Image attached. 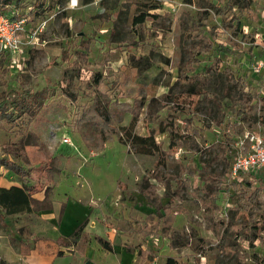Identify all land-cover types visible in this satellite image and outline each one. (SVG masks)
Returning a JSON list of instances; mask_svg holds the SVG:
<instances>
[{
  "label": "rangeland",
  "instance_id": "374dc122",
  "mask_svg": "<svg viewBox=\"0 0 264 264\" xmlns=\"http://www.w3.org/2000/svg\"><path fill=\"white\" fill-rule=\"evenodd\" d=\"M153 1L12 0L9 8L0 11L25 21L19 54L15 59L10 52L0 55V100L7 98L9 106L24 90L35 93L47 88L51 95L39 112L44 117L39 127L34 128L29 115L0 127V148L34 134L38 137L24 151L31 163L45 168L52 154L60 170L54 181L44 174L21 179L2 166L0 153V181L13 186L28 183L38 191L54 188L57 217L65 200L87 202V218L99 223L95 232L107 233L115 247L112 255L103 249L97 253L93 241L68 247L58 229L39 216L23 214L0 224V264H106L108 260L107 264H119L125 247L136 255L147 250L146 261L140 263L137 255L136 264H168L169 258L183 264H264V174L259 179L233 180L228 173L233 158L246 149L247 133L264 134V0L238 6L234 0H158L163 8L150 13L160 16L164 29L148 21L144 30L137 31L134 18ZM219 11L231 29L223 25ZM238 20L240 30L234 32ZM196 35L206 37L203 47ZM83 43L89 47L90 60L79 72L73 62ZM65 51L69 62L63 61ZM189 53L194 55L193 62L187 63L189 72L210 70L208 90L221 100V114L205 102L191 113L189 85L179 79L181 62L189 61ZM226 72L241 79L253 97L254 107L247 117L239 118L231 110L238 92L224 97ZM96 74L106 77L98 87L92 80ZM63 79L72 80L78 92L76 103L56 86ZM179 97L185 110L176 114L175 124L185 134L184 146L168 157L164 171L176 174L186 166L190 186L186 200L168 207L160 219L153 203L140 194L143 178L156 167L158 157L134 153L114 129L105 139L97 138L94 123L78 122L83 110L93 105L104 107L108 101L133 107L135 99L153 103L163 119ZM113 111L120 126L130 123L131 111L115 107ZM146 115L143 110L136 128L142 136L147 134ZM167 136L156 138L163 151L168 148ZM220 148L225 150V161L215 160ZM203 166L211 167L214 175L227 169L216 207L210 211L201 205L204 193L198 171ZM121 183L128 192H121ZM163 191L158 192L160 199ZM167 202L162 198L163 204ZM140 228L154 234L143 237L136 233ZM169 231H176V236ZM234 235L238 246L231 249L227 240Z\"/></svg>",
  "mask_w": 264,
  "mask_h": 264
},
{
  "label": "trees",
  "instance_id": "16d2710c",
  "mask_svg": "<svg viewBox=\"0 0 264 264\" xmlns=\"http://www.w3.org/2000/svg\"><path fill=\"white\" fill-rule=\"evenodd\" d=\"M251 0H234L233 5L238 6L239 3H248ZM12 4V0H0V11L3 8H9ZM163 8L162 2L155 0L151 5H149L146 12L140 13L134 18L133 25L135 29L144 30L145 25L148 21H152L157 25V28L164 29V23H161L160 16L155 13H150V11H157ZM232 8V6H231ZM222 17L223 25L231 29L230 23L226 20L225 14L221 11L218 13ZM234 32L240 30V20L235 27H232ZM141 36V35H140ZM198 39L199 47H203L207 43V39L204 36L199 37ZM70 38V37H69ZM142 39V36H141ZM140 44V41L135 42L134 45L137 46ZM77 51L78 60L73 62L75 70H80L83 66L87 65L90 60L89 47L86 43H83ZM63 61L69 62L70 58L68 57V52L63 53ZM190 58L188 62H181L179 68V79L189 86V95L191 98L190 111L191 113L196 112L200 107L201 103H212L217 107L218 112H221L219 98L213 96L209 90L210 82V70L206 73H199L196 69L191 68L189 72L186 67L187 63L193 62L194 55L189 53ZM150 63V59L147 61ZM190 73V74H189ZM226 89L224 97H230L233 93L238 94L232 99L233 107L231 108L232 112L235 113L239 118L247 117L253 107V97L245 91V86L243 85L241 79H236L231 72H226ZM106 77L102 74H96L93 76L92 80L95 82V85L98 87L105 82ZM58 89L72 102H77V90L73 87L71 79H63L61 82L56 84ZM17 99L13 100L10 105H7V98L0 100V127L4 123H10L12 125L16 124L17 120L20 119L23 115H29L32 117V122L34 128L39 127L40 124L44 122V117H42L39 112L46 105V102L49 101L51 95L50 91L46 88L39 92H33L31 90H24L22 92H17ZM167 95L166 97H169ZM183 98H178V103L174 107L168 110L167 116L165 118L160 117L161 109L156 108L153 103L149 102L146 104L141 99H135L133 101V107L129 103L118 104L108 102L104 107L93 105L88 109L83 110L81 119L78 123L83 122H92L98 128L96 133L97 138L101 137L105 139L109 134L111 129H114V132L119 134L120 141L127 146L133 148L134 153L141 155H156L158 157L156 167L153 168L148 175L143 178L141 185V193L147 196L151 201L155 202V207L157 208V214L160 219L164 218V212L168 207L175 206L176 202H184L186 200V194L190 186V180L187 178L189 169L186 166H181L178 173L171 174L164 171L165 165L167 163L168 157L170 155H177L181 148L184 146L185 134H182L179 128L175 124L176 114H179L184 108ZM116 110L122 111H131L132 119L127 126H120L119 121L115 116L113 111L114 107ZM147 111L148 120L145 122V128L147 130L146 136H142L136 133V128L140 122V115L142 111ZM221 114V113H220ZM223 114V113H222ZM190 122L192 118L189 119ZM46 121V120H45ZM158 123V124H157ZM157 124V128H154L153 125ZM167 133L168 137V148L166 151L162 150V143L157 141V135H162ZM33 134V133H32ZM36 135L25 136L23 135L18 141H8L4 143L0 148V153L3 157L2 166L7 170L13 172L15 175L22 177L23 179L28 178L32 175L44 174L48 181H54V177L60 173L57 160L52 157V154L48 156V164L45 168L35 167L30 158L24 153L25 148L33 144V139L37 138ZM226 153L224 149L217 150V156L215 157L216 161H225ZM227 169H225L222 175H214L211 167L203 166L199 171V176L202 182V191L204 197L201 201V205L205 210H212L216 207V201L219 198V193L221 191V181L225 176ZM154 179L157 182V185H153L150 180ZM121 192L127 191V186L120 184ZM162 189L163 195L162 198H167L168 203L163 204L162 198H159L158 192ZM38 192L34 186L23 185V186H12L10 188H4L0 186V224L6 225V219L12 218L17 215H31L42 210H52L53 201L51 200V195H53L54 188L47 187L45 190V198L42 201H38L33 198V195ZM65 205L62 204L60 211L59 222L64 215ZM264 222V217L262 219ZM89 223V218H87L79 227L72 233L68 238V245H77L85 237L84 231ZM171 232V236L177 234L176 231ZM176 236V235H175ZM236 236H232L227 240L229 243L228 246L231 249L237 247L235 241ZM95 240L106 250L111 251L112 246L109 241L96 236ZM258 240V239H257ZM238 258L242 257L240 250L236 252ZM143 253L140 252V256ZM168 264H182L181 261L175 258H169L167 260Z\"/></svg>",
  "mask_w": 264,
  "mask_h": 264
},
{
  "label": "crops",
  "instance_id": "0c3cea01",
  "mask_svg": "<svg viewBox=\"0 0 264 264\" xmlns=\"http://www.w3.org/2000/svg\"><path fill=\"white\" fill-rule=\"evenodd\" d=\"M9 172H11V171H9ZM20 178L22 179V177H20ZM150 182L153 185H157V182L154 179H151ZM23 185H28L29 186L28 183H22V185L17 184L16 186H23ZM0 186L1 187H4V188H10L13 185H6L4 182L0 181ZM46 188L47 187H45V190H46ZM127 188H128V186H127ZM45 190H42V191H38L37 190L38 192H36L33 195V198L36 199V200H38V201H42L45 198ZM126 192H128V189H127ZM140 194L144 198L149 199L147 196H145V195H143L141 193V188H140ZM54 197H55V191L53 192V195H51V200L53 201V209L52 210H42L40 212L31 214V215L39 216V218H41L42 220H44L45 222H47V224L51 228L58 229V231H59V238L61 239V241L65 242L66 246H68V247L69 246H72V247H75L76 248L77 246H79L80 244H82L84 242L88 246V244L93 241L92 245L93 246H97V247H93V248H96L95 250L97 251V253H98V251L100 249H103V250L111 253V255H112L113 248H115V247L113 246L112 242L110 241V238L107 236V233H106V236H105V235H101V234L95 232L98 229H100V228H97L99 226V223H98V221L96 219H91L92 217H90V216H89V223H88V225H87V227H86V229L84 231L85 237H88V240L86 238H84L77 245H68L67 238L72 233L75 232V230L79 227V225L81 223H83L85 221V219L87 218V216L89 214V211H88V203L87 202L84 203V202H82V200L80 201V200H75V199H72V198H70L67 201L65 200V202H62L61 203L60 210L58 212V217H57V203H56V200L54 199ZM151 202L153 203V205L155 207V202L154 201H151ZM62 204L65 205V210H64V215H63L62 219L59 222V216H60V211H61V208H62ZM155 209H156V214H157V208L155 207ZM81 211H83L84 214L82 216L78 217V215H79L78 213L81 212ZM157 216H158V214H157ZM91 230H92L93 234L88 233V232H91ZM103 231H105V230H103ZM136 233H138L141 236L146 237V238H148V237H150V236H152L154 234L152 231H146L144 228H140V230H137ZM96 236L101 237V238L109 241L110 245L112 246V250L109 251V250H106L105 248H103L95 240V237ZM90 249H92V246L89 247V250ZM140 252L143 253L142 256H140ZM147 254H148L147 253V250H142L141 249L138 252L137 255H138V259H140V263L146 261ZM137 255L134 254V250L132 248L125 247V250H124L123 254L120 256V258H119L120 260H119L118 263L119 264H136V257H137ZM115 261H117V260H115ZM179 261H181V260H179ZM108 262H109V260L107 261V263ZM181 263H182V261H181Z\"/></svg>",
  "mask_w": 264,
  "mask_h": 264
},
{
  "label": "built area",
  "instance_id": "2783aa9c",
  "mask_svg": "<svg viewBox=\"0 0 264 264\" xmlns=\"http://www.w3.org/2000/svg\"><path fill=\"white\" fill-rule=\"evenodd\" d=\"M24 23V20L18 21L0 13V55L10 52L15 59L19 54L21 50L19 37ZM244 141L246 149L233 158L229 165V177L233 180H242L244 176L259 179L258 176L264 174V134L249 132Z\"/></svg>",
  "mask_w": 264,
  "mask_h": 264
}]
</instances>
